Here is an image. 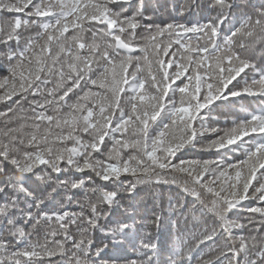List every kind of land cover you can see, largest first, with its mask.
I'll return each instance as SVG.
<instances>
[{"label": "snow or ice", "instance_id": "snow-or-ice-1", "mask_svg": "<svg viewBox=\"0 0 264 264\" xmlns=\"http://www.w3.org/2000/svg\"><path fill=\"white\" fill-rule=\"evenodd\" d=\"M0 103V264H264V0H0Z\"/></svg>", "mask_w": 264, "mask_h": 264}, {"label": "trees", "instance_id": "trees-1", "mask_svg": "<svg viewBox=\"0 0 264 264\" xmlns=\"http://www.w3.org/2000/svg\"><path fill=\"white\" fill-rule=\"evenodd\" d=\"M259 49H257V53H259ZM259 59V56H258ZM95 90V89H93ZM243 104L245 107H247V102L241 101L239 102L236 107L239 108L240 105ZM5 105L3 103H0V111H4ZM213 116H219L221 118V121L223 120V116L220 112H216L213 114ZM210 123L211 127H224L223 123L215 124ZM199 147V145L197 146ZM190 158H198V157H190ZM203 158H209L207 156ZM162 191H164L165 196L172 195L176 189L175 186H172L169 188L168 186H165ZM191 199V198H189ZM240 222L246 223L245 220H241ZM194 221L189 219L188 224L186 227L183 225V221L181 222V229L180 234L177 236L176 231L174 230L172 233V241L175 242L177 239L181 242L182 246L184 247L185 251L188 249H191L193 253H195L196 258L192 261V264H199L200 261H213L218 258H222L223 253L227 251L226 248L223 247L222 239L216 241L215 243L211 241H205L204 243H201V241L204 240V236L202 235L203 232V225H197L194 226ZM240 233H237L239 235ZM247 234V233H245ZM129 252H131V249H129ZM226 264V261H225Z\"/></svg>", "mask_w": 264, "mask_h": 264}]
</instances>
